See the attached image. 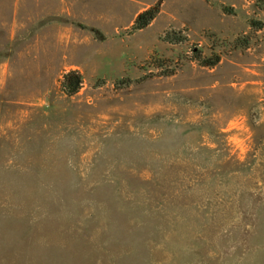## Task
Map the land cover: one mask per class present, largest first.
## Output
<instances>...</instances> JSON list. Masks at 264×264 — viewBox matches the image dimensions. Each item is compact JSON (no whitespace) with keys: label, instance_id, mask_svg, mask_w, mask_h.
<instances>
[{"label":"rangeland","instance_id":"obj_1","mask_svg":"<svg viewBox=\"0 0 264 264\" xmlns=\"http://www.w3.org/2000/svg\"><path fill=\"white\" fill-rule=\"evenodd\" d=\"M0 264H264V0H0Z\"/></svg>","mask_w":264,"mask_h":264},{"label":"trees","instance_id":"obj_2","mask_svg":"<svg viewBox=\"0 0 264 264\" xmlns=\"http://www.w3.org/2000/svg\"><path fill=\"white\" fill-rule=\"evenodd\" d=\"M156 11H145L143 12L136 21V27L141 29L154 19ZM219 59L217 58L215 61L211 63V65H215ZM83 85V76L78 70H71L64 74L62 80V90L69 96H73L79 92Z\"/></svg>","mask_w":264,"mask_h":264}]
</instances>
